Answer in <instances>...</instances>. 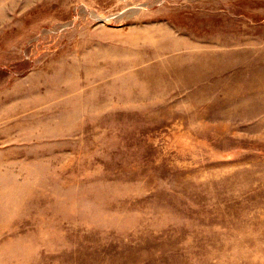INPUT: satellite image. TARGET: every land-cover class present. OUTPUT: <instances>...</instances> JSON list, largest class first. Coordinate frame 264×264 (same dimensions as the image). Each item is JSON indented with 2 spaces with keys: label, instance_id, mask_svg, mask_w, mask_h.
Returning <instances> with one entry per match:
<instances>
[{
  "label": "rangeland",
  "instance_id": "1",
  "mask_svg": "<svg viewBox=\"0 0 264 264\" xmlns=\"http://www.w3.org/2000/svg\"><path fill=\"white\" fill-rule=\"evenodd\" d=\"M0 264H264V0H0Z\"/></svg>",
  "mask_w": 264,
  "mask_h": 264
}]
</instances>
